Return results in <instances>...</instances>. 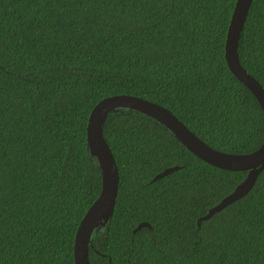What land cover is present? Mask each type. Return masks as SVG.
Segmentation results:
<instances>
[{
	"label": "trees",
	"instance_id": "obj_1",
	"mask_svg": "<svg viewBox=\"0 0 264 264\" xmlns=\"http://www.w3.org/2000/svg\"><path fill=\"white\" fill-rule=\"evenodd\" d=\"M236 1L0 0V264H75L102 188L87 125L106 97L158 103L219 151L262 145L263 110L225 59ZM239 59L264 87V0H253ZM103 134L120 184L91 264H264V171L199 226L248 172L209 165L136 111L110 114Z\"/></svg>",
	"mask_w": 264,
	"mask_h": 264
},
{
	"label": "water",
	"instance_id": "obj_2",
	"mask_svg": "<svg viewBox=\"0 0 264 264\" xmlns=\"http://www.w3.org/2000/svg\"><path fill=\"white\" fill-rule=\"evenodd\" d=\"M252 3L253 0L236 1L226 37L225 59L230 71L256 97L264 113V87L247 72L239 59V42ZM120 110L136 111L156 120L170 130L196 157L211 166L232 172H248L245 180L231 194L198 220L199 226L201 222L211 219L216 213L248 195L264 171V141L257 150L248 154L219 151L199 138L172 111L158 103L128 94L106 97L92 109L87 125L88 145L102 173V188L78 226L74 240L75 264H91L89 259L91 239L96 230L104 226L114 213L120 175L113 151L104 137L103 128L108 116ZM179 168V166L166 168L152 181L164 178ZM145 227H150V224L140 223L134 229V233Z\"/></svg>",
	"mask_w": 264,
	"mask_h": 264
},
{
	"label": "rangeland",
	"instance_id": "obj_3",
	"mask_svg": "<svg viewBox=\"0 0 264 264\" xmlns=\"http://www.w3.org/2000/svg\"><path fill=\"white\" fill-rule=\"evenodd\" d=\"M102 228H103V226L99 227V228L96 230L95 234H96L97 232H99L100 230H103Z\"/></svg>",
	"mask_w": 264,
	"mask_h": 264
}]
</instances>
